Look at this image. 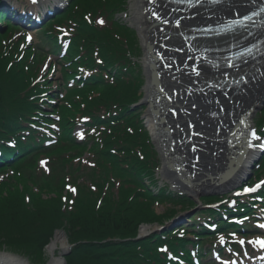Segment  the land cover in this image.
Instances as JSON below:
<instances>
[{"label":"trees","instance_id":"1","mask_svg":"<svg viewBox=\"0 0 264 264\" xmlns=\"http://www.w3.org/2000/svg\"><path fill=\"white\" fill-rule=\"evenodd\" d=\"M68 2L43 26L38 44L28 43L0 12L7 25L0 30V148L14 156L0 158V249L41 264L54 233L63 230L75 244L66 264H193L188 244L201 247L214 234L203 227L193 232L194 240L186 230L169 228L136 240L142 224L164 226L178 213L176 206L184 210L195 203L167 185L154 190L160 159L142 111L133 109L144 84L141 48L135 30L117 17L128 0ZM58 35L69 47L58 62L63 78L55 85L52 67L41 78V65L46 45L58 52ZM78 127L86 129L81 142ZM257 127L264 135V111ZM47 140L55 142L45 145ZM42 159H48L44 166ZM262 175L264 158L257 170ZM256 197L237 199L236 208L249 210L244 200ZM258 197L264 198V188ZM164 204L175 207L157 213L155 207ZM227 208L226 213L235 211ZM222 215L205 209L192 219L219 216L220 229L236 227Z\"/></svg>","mask_w":264,"mask_h":264},{"label":"bare ground","instance_id":"2","mask_svg":"<svg viewBox=\"0 0 264 264\" xmlns=\"http://www.w3.org/2000/svg\"><path fill=\"white\" fill-rule=\"evenodd\" d=\"M10 1L16 3L19 8H23L25 5V2L18 3L17 0ZM259 1L260 0H228V4L223 7L220 6L211 10L194 9L183 13L171 12L169 6H165L159 0H131L130 2V20L135 23L137 26H135L136 29H138L142 35L143 45L145 46L150 43L153 51L167 61L164 62L162 66L165 71L163 84L167 87V90H169L167 93L170 98V110L165 118L167 120L169 132L172 134L174 132L180 133L178 137H171L173 142L181 141L184 144L185 149L182 151L179 149V152H182L183 155L185 154L188 159L193 158L194 163L197 158L203 159L206 156L209 157L205 159L211 160L209 163L211 167L206 168L208 165L203 166V174H201L203 178L219 175L218 172L223 168V161L226 153L231 151L232 155H234L239 152L238 155L242 158L238 165V159H236L235 164L237 166L235 167L234 175L229 181L220 185L219 189H232L233 186L237 185L240 179L252 169V162L258 155L260 146L256 144V137L251 135L249 139L247 138L249 137V133H245L247 124L246 118L240 119V126L236 130L234 129L232 131L231 127L237 113L241 114L244 111H251L264 99V69L256 65L249 70L250 66L248 65L246 69H242L234 74H216L215 72L202 68L201 62L198 64V62L194 63V60L191 62L187 61L195 57L191 51H196L199 48H208V45L212 43V41L188 42L183 39V36L194 27L210 24L213 21L233 18L236 15L246 13L250 10L253 3ZM52 2L58 3L60 0H52ZM49 4H51L50 1H42L38 5H32L29 2V8L35 11L40 6ZM26 5H28V1H26ZM148 17L150 19H148ZM157 17H159V19ZM177 21H179V24H177ZM222 41L223 39L217 42L221 43ZM175 44H179L180 47L182 45L180 52H178ZM157 46H160V48ZM211 46H214V44ZM144 63L146 75L149 80L148 82H151V85L152 83L153 85L154 83L156 84L150 92L148 91L151 99V94L155 92L159 82H156L158 79L150 76L151 69L148 68L147 58H145ZM245 72L247 74H245ZM231 76H233L234 79H236L237 76H247L248 78H245L247 81L246 84H243L239 92L232 95L229 100L228 95L223 97L224 95L221 92L211 90L207 92V90L202 89L203 86H208V89L225 88L226 86L223 85L224 82L220 80L222 78H230ZM250 79H254V81H250ZM160 82L161 85L162 81ZM184 83H188L190 86H185ZM192 104L195 106L197 105L196 109L192 110ZM177 107L179 109H177ZM190 110H192V112H190ZM210 112H215L217 116H221L212 121V119L206 116V114ZM248 116L251 118L252 115L249 113ZM145 118L147 125L154 133V118L150 113H147ZM224 138L229 139L228 149L221 143ZM249 141H251V143H249ZM249 144L252 146L249 147ZM239 146H241L240 151H238ZM241 153H244L243 157ZM186 156L184 158H186ZM192 171L193 169L190 170V174ZM173 179L174 178H172V180ZM147 229L148 227H142L141 232L145 233ZM64 241V234L62 232H56L53 240L47 247V251L50 253V259L47 264H63L61 256L66 252L67 248ZM57 251H59V254H56ZM0 264L24 263L22 260L12 255L0 254Z\"/></svg>","mask_w":264,"mask_h":264},{"label":"water","instance_id":"3","mask_svg":"<svg viewBox=\"0 0 264 264\" xmlns=\"http://www.w3.org/2000/svg\"><path fill=\"white\" fill-rule=\"evenodd\" d=\"M138 34H139V37L141 38L142 36L139 33V31H138ZM143 51L145 52L147 60H148V68L151 69L150 76L153 78L155 77L157 79L154 65L158 61L152 58V55H150L152 51V46L150 45V43L143 46ZM148 81L149 80H147V83L144 87L145 96L136 105L138 107H143L145 105H148L149 107L147 109V113H150L152 117L154 118V121H153L154 134H151V136H152L153 143L156 146L161 156L162 165H163L162 176L164 178H170V177L175 176L176 179L174 180V184H173L175 189L179 191H184L190 199L195 200V201L197 200V198L214 196V195H223V194L230 192L232 189H224V188L219 189V186L229 181L230 178L234 175L235 168L233 169V164H235L236 160L234 159L230 160L231 151L227 156L228 161H229L228 164L227 165L224 164V166L225 165L226 166L219 172V175H217L216 177L207 176L206 178H203L201 177V174H203L202 171L201 172L194 171L191 175L185 172L183 167L180 166V163H177V161L174 160L170 149L167 148L168 144L166 140V137L169 136V134L167 133V127L165 128L166 118L164 117L165 112L167 110V102L165 99H162V101L157 105L151 102L148 91L150 92V90H152L153 86L156 84L154 83L153 85L152 83L151 85V82L149 83ZM163 96L166 97L165 94H163ZM262 104H264V101H262ZM161 108L163 111H161ZM257 160L258 159L252 162V167L257 162ZM178 161L180 162V160ZM191 162L195 164L193 160H191ZM191 162L189 160V164ZM189 167L192 168L190 165ZM140 236L141 234H139L138 238ZM69 252H70L69 249L66 250V252L63 253L62 256H66L67 254H69Z\"/></svg>","mask_w":264,"mask_h":264},{"label":"rangeland","instance_id":"4","mask_svg":"<svg viewBox=\"0 0 264 264\" xmlns=\"http://www.w3.org/2000/svg\"><path fill=\"white\" fill-rule=\"evenodd\" d=\"M17 1H22V2H26L27 0H17ZM130 2H131V0H129V2H128V5H127V10L128 11H130L129 9H130ZM141 7H142V5H141ZM127 11V13H120V14H118V18L120 17L123 21H125V22H127L129 25H131L132 27H134V28H136L137 26L135 25V23H133L130 19H131V15H130V13ZM143 11H144V8H143ZM171 12H174V11H172V10H170ZM146 12V11H145ZM144 12V13H145ZM175 13V12H174ZM4 24V23H3ZM136 26V27H135ZM30 37V36H29ZM33 37H30V39H32ZM36 40V39H35ZM37 41V40H36ZM177 46V50H178V52H180V48L182 47V45H181V47H180V45L179 44H175V47ZM157 47H159L160 48V46H157ZM139 61H140V63H142V65H144V63H143V61H144V52H141V56H140V59H139ZM43 65H41V67H42ZM260 67H262L263 69H264V64H260L259 65ZM202 68H204V67H202ZM204 69H207V68H204ZM209 70V69H208ZM58 77H60V73H56L55 75H54V78L55 79H57ZM246 78H248L247 76H246ZM251 78V77H250ZM262 79V78H261ZM263 80V79H262ZM250 81H253V79H250ZM249 81V82H250ZM185 84V86H190L188 83H184ZM192 110L193 109H196V107H197V105L195 106L194 104H192ZM146 108H147V106L145 105V106H143V107H139L138 108V110H140V111H142L143 113H142V116L146 113ZM192 110H190V112H192ZM264 110V106L261 108V109H259V110H257L256 112H255V114H253V118H252V120L254 121V120H256V117H259V115L258 114H260L262 111ZM211 119V118H210ZM213 121V120H212ZM227 121V120H226ZM257 145H262V143H260V141L259 140H257ZM214 146V145H213ZM205 151V150H204ZM258 155H259V153H258ZM258 155H257V157H258ZM89 157V154H85L84 156H83V159H85V158H88ZM205 158H209L208 156H206ZM205 158H203L202 160H201V163H200V170H201V164L202 165H208V167H211V164H209L210 162H211V160L210 159H205ZM259 161H261L260 159H259ZM258 161V162H259ZM199 170V172H201ZM1 177H3V175H1ZM256 176H255V169H251L242 179H240V181L237 183V185H235V187H237V186H239L240 184H243V183H245V182H248V181H251V180H256ZM164 178H161V184H168V185H170V182L168 181V180H163ZM174 190V189H173ZM174 191H176V192H183V191H179V190H174ZM184 193V192H183ZM200 199L201 198H197V200H196V202L197 203H200ZM173 207H175V206H171V205H166V204H164V205H158V206H156L155 207V210H156V212L157 213H164V212H166L167 211V209H172ZM177 208H180L181 206L180 205H178V206H176ZM200 207V206H199ZM198 207V208H199ZM198 208H192V210H189L190 212L191 211H193V210H197ZM187 210V209H186ZM190 212H185V213H183V214H180L178 217H177V219H183V217H185L186 218V216H188L189 214L188 213H190ZM176 219V220H177ZM184 220V219H183ZM177 227H180V225H177ZM156 228H158V226L156 227H154V225H149V227H148V229H147V231L145 232V233H142V235L143 236H145V235H148V234H151L152 232H154L155 231V229ZM60 232V231H59ZM55 234H56V232L54 233V235H53V237H52V239H51V241L53 240V238H54V236H55ZM250 238H253V237H249L246 241H243V243H239L238 244V250H239V252L238 251H235L234 253H231V256H228V257H226V256H224V257H220L219 258V263H222V264H258V262L259 261H261V260H264V252H260V249L259 248H257L256 247V245H255V243H252V241H254L253 239H250ZM260 238H263L264 239V236H260ZM64 242H65V245L67 246V248H66V250H70V252H71V250H72V248L74 247V245L75 244H73L70 240H69V237L67 236V234L65 235L64 234ZM51 241H50V243H51ZM49 243V244H50ZM48 244V245H49ZM48 245L45 247V251H44V254L46 255V257L44 258L45 259V261H44V263H41V264H47L48 263V261H49V259H50V253L47 251V247H48ZM64 245V244H63ZM70 252H69V254H70ZM0 254H7V255H12V256H14V257H17V258H19V260H22L23 261V263L25 264H38V263H36V262H30V258L29 257H27V255H24V254H21V253H16V252H13V251H11V250H6V249H0ZM56 254H59V251H57L56 252ZM69 254H67L66 256H68ZM66 256H61V258H62V260H63V264H66ZM30 260H29V259Z\"/></svg>","mask_w":264,"mask_h":264},{"label":"snow or ice","instance_id":"5","mask_svg":"<svg viewBox=\"0 0 264 264\" xmlns=\"http://www.w3.org/2000/svg\"><path fill=\"white\" fill-rule=\"evenodd\" d=\"M34 2H35V0H34ZM157 18L159 19V17H157ZM100 23H103V21L101 20ZM177 24H179V21H177ZM29 39H30V37H29ZM252 135H253V137H256L255 132H253ZM256 138L258 139V137H256ZM251 146L252 145L249 144V147H251ZM72 191H75V189H72ZM245 191L246 192H252V191H254V189L253 188H247V189H245ZM262 227H264V226H262ZM241 243H243V241H241ZM252 243L257 244L260 248L264 249V239H257L255 241H252Z\"/></svg>","mask_w":264,"mask_h":264}]
</instances>
